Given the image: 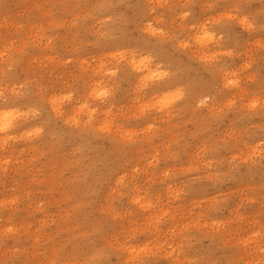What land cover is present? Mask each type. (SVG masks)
Instances as JSON below:
<instances>
[{
	"label": "rangeland",
	"instance_id": "1",
	"mask_svg": "<svg viewBox=\"0 0 264 264\" xmlns=\"http://www.w3.org/2000/svg\"><path fill=\"white\" fill-rule=\"evenodd\" d=\"M0 264H264V0H0Z\"/></svg>",
	"mask_w": 264,
	"mask_h": 264
}]
</instances>
